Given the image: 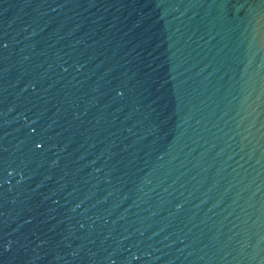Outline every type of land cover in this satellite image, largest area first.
Segmentation results:
<instances>
[{
  "label": "water",
  "instance_id": "1",
  "mask_svg": "<svg viewBox=\"0 0 264 264\" xmlns=\"http://www.w3.org/2000/svg\"><path fill=\"white\" fill-rule=\"evenodd\" d=\"M0 264H264V0H0Z\"/></svg>",
  "mask_w": 264,
  "mask_h": 264
}]
</instances>
